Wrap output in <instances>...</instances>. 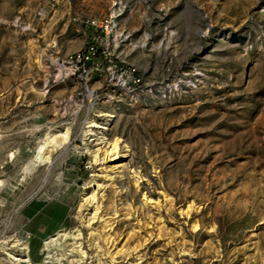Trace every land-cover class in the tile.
<instances>
[{"label": "rangeland", "instance_id": "374dc122", "mask_svg": "<svg viewBox=\"0 0 264 264\" xmlns=\"http://www.w3.org/2000/svg\"><path fill=\"white\" fill-rule=\"evenodd\" d=\"M90 117L128 148L103 172ZM0 181V264L44 262L43 241L1 250L35 198L69 205L82 264H264V0H0Z\"/></svg>", "mask_w": 264, "mask_h": 264}, {"label": "bare ground", "instance_id": "6f19581e", "mask_svg": "<svg viewBox=\"0 0 264 264\" xmlns=\"http://www.w3.org/2000/svg\"><path fill=\"white\" fill-rule=\"evenodd\" d=\"M62 72V71H61ZM87 125L83 130V135L87 136L89 140L92 141L91 146H84V150H86L89 155L91 162L94 164H99V169L101 172L104 171V162L108 158V160H123L128 152L127 145H122L121 141L118 137H115L111 140H108L105 136V132L107 130V126L99 127L101 130H94L93 128L98 127L96 122L92 117H90L86 121ZM70 137L69 126L64 127L55 133H47L46 136L41 140V143L38 144L35 151V161L38 162H48L49 153L60 146L66 147ZM125 147L124 152H121V148ZM12 155V153L10 154ZM27 169V166L24 168ZM106 174L92 173L91 178L88 180V184L92 187L90 193L83 198V202L80 203L79 208L83 205L90 204L92 206L91 213L87 217V227L91 226V223L94 220L100 218V206L98 200V191L101 187V184L96 181L97 178H104ZM1 183V181H0ZM137 183V181H135ZM3 185V184H2ZM0 185V186H2ZM95 203V204H94ZM128 217V216H127ZM93 224V223H92ZM80 232H69V231H59L54 235L48 237L43 242V247L46 250L45 260L41 264H51L53 260L60 262L63 258L67 256H73L76 254L77 259L75 260L78 264H82L84 257L86 255V251L82 249L81 242L78 241ZM90 234L101 236L100 232H91ZM102 238V237H101ZM107 239V238H106ZM104 239V241H106ZM1 250L4 251V254L7 255V258L16 263L29 262V258L26 254L27 243L25 241H20L18 238H14L13 241L8 245L6 240L1 242ZM97 246L98 242L95 243ZM69 246L68 249L65 250L61 248ZM15 251L20 253L19 256L15 254ZM105 253L109 255V250L105 249ZM110 259L113 260V257L110 255Z\"/></svg>", "mask_w": 264, "mask_h": 264}, {"label": "crops", "instance_id": "0c3cea01", "mask_svg": "<svg viewBox=\"0 0 264 264\" xmlns=\"http://www.w3.org/2000/svg\"><path fill=\"white\" fill-rule=\"evenodd\" d=\"M69 205L57 198L29 199L21 208L24 218L23 227L28 234L27 249L30 256L32 246L36 242L62 230L68 221Z\"/></svg>", "mask_w": 264, "mask_h": 264}, {"label": "built area", "instance_id": "2783aa9c", "mask_svg": "<svg viewBox=\"0 0 264 264\" xmlns=\"http://www.w3.org/2000/svg\"><path fill=\"white\" fill-rule=\"evenodd\" d=\"M90 23H91V24H94L95 21H94V20H91ZM107 25H108V23H105V27H106ZM89 52H90L89 50L86 52L85 57L87 56V53H89ZM76 56H77V57H80V54H76ZM82 56H84V55L82 54Z\"/></svg>", "mask_w": 264, "mask_h": 264}]
</instances>
